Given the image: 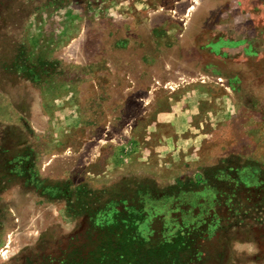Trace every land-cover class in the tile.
Here are the masks:
<instances>
[{
	"label": "rangeland",
	"instance_id": "rangeland-1",
	"mask_svg": "<svg viewBox=\"0 0 264 264\" xmlns=\"http://www.w3.org/2000/svg\"><path fill=\"white\" fill-rule=\"evenodd\" d=\"M0 264H264V1L0 0Z\"/></svg>",
	"mask_w": 264,
	"mask_h": 264
},
{
	"label": "crops",
	"instance_id": "crops-1",
	"mask_svg": "<svg viewBox=\"0 0 264 264\" xmlns=\"http://www.w3.org/2000/svg\"><path fill=\"white\" fill-rule=\"evenodd\" d=\"M264 1V0H263ZM263 3V2H262Z\"/></svg>",
	"mask_w": 264,
	"mask_h": 264
}]
</instances>
